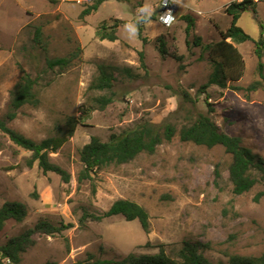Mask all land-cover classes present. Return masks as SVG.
<instances>
[{"label":"rangeland","instance_id":"374dc122","mask_svg":"<svg viewBox=\"0 0 264 264\" xmlns=\"http://www.w3.org/2000/svg\"><path fill=\"white\" fill-rule=\"evenodd\" d=\"M94 1L0 0V120H6L11 92L27 72L38 81L40 105L21 109L9 127L41 142L65 129L68 116L82 121L74 137L50 155L53 164L71 175L69 183L58 174L44 173L38 163L30 167L32 153L0 131V208L6 202H21L28 208L24 222H7L0 244L48 220L73 227L56 236L35 235L36 243L23 255V264H76L88 254L117 260L131 253L156 254L161 247L178 258L186 243L197 245L214 263H228L232 255L260 256L264 253V182L236 195L229 174L232 157L223 147L185 143L177 135L153 155L108 167L83 183L79 175L81 150L93 137L106 142L112 134L148 121L173 124L179 132L199 113L207 114L208 103L223 132L240 137L243 146L264 158V79L255 56V42L264 32V0H255L257 13L248 10L239 22L252 38L237 45L246 66L243 78L226 89L213 85L205 93H200L201 88L213 69L204 47L221 40L220 32L232 21L227 7L243 0H178L180 11L170 28L159 23L162 0H107L81 20V12ZM145 4L155 9L151 22L139 25L137 34L129 37L123 25L134 20ZM185 15L196 22L189 38ZM115 20L124 22L119 40H100L101 25ZM37 28L42 30L38 41ZM78 47L80 55L65 73L49 69L48 59L68 56ZM100 65L118 68L114 102L105 110L94 99L107 92L90 90ZM255 82H261V87L248 91ZM35 109H43L46 122L34 118ZM25 123L30 125L28 130ZM118 200L133 201L148 211L149 233L139 221L122 216L81 223L86 212L103 215Z\"/></svg>","mask_w":264,"mask_h":264},{"label":"trees","instance_id":"16d2710c","mask_svg":"<svg viewBox=\"0 0 264 264\" xmlns=\"http://www.w3.org/2000/svg\"><path fill=\"white\" fill-rule=\"evenodd\" d=\"M107 0H95L88 5L80 14V19L97 12ZM257 2L255 0H243L231 3L226 13L232 18L231 26L226 31H221V40L213 46H205L204 51L209 52L213 72L208 82L202 86L200 93H205L207 88L215 85L220 88H228L229 83L239 82L246 70L242 53L238 44L251 41L252 38L239 26L242 14L248 10L257 13ZM186 22V35L189 38L195 28V18L191 15L183 16ZM124 24L121 20H115L112 25L103 23L98 30V38L102 41L116 42L119 40L118 30ZM264 30V22L261 24ZM42 35L41 28H37V41ZM139 36L142 38V28H139ZM145 41V39H144ZM189 43V42H188ZM196 44L201 45L197 39ZM255 56L258 59V73L264 79V32L261 39L255 42ZM161 53L165 56V42L161 41ZM81 48L70 53L68 56L48 59L49 69H59L65 73L78 59ZM142 62L144 54L141 53ZM118 68L100 65L99 74L90 86L91 91L107 92L94 99V103L100 110H105L114 102L113 86L116 81ZM128 72V71H127ZM38 81L27 72H23L20 81L11 92L10 109L6 120H0V131L7 135L10 140L23 150L32 153L28 165L33 167L38 163L44 173L53 172L58 174L66 183L71 181V175L53 164L50 160L52 153H57L71 138L74 137L82 121L75 116H68L65 121V129L59 131L55 136L49 137L41 142H36L8 126L15 120L21 109L26 106L38 107L40 97L37 91ZM261 82H255L247 88L248 91H257ZM234 90H243L242 87H232ZM188 97V95H187ZM189 98V97H188ZM207 114L199 113L196 120L188 126H184L179 132L173 124L159 126L152 122H144L136 127L126 130L121 134H112L106 142L98 137L91 141L81 150L80 158L83 170L79 175V182L91 180L94 175L111 166H121L136 160L142 154L153 155L159 146L165 142H171L177 135L182 142L193 143L208 148L223 147L227 154L231 155L232 163L229 167L230 181L236 195H243L253 190L258 184L264 182V158L253 153V151L242 144V139L230 136L222 131L212 118L214 112L211 105ZM220 177V172L216 171ZM263 193L259 195L262 196ZM28 216V208L21 202H6L0 208V232L4 230L8 221L13 220L22 223ZM122 216L127 221H139L143 230L149 233L150 215L148 211L139 204L129 200H118L103 215H93L86 212L81 223L87 220L102 221L106 218ZM72 224H53L48 220H40L33 227L24 230L19 235L11 238L5 244H0V264H23V255L35 245L34 236L37 234L56 236L65 230L71 229ZM76 264H264V253L260 256L232 255L228 263H214L207 258L197 245L186 243L178 258L170 256L163 247L156 254L131 253L117 260L96 259L95 255L88 254L87 258Z\"/></svg>","mask_w":264,"mask_h":264},{"label":"clouds","instance_id":"9594fccd","mask_svg":"<svg viewBox=\"0 0 264 264\" xmlns=\"http://www.w3.org/2000/svg\"><path fill=\"white\" fill-rule=\"evenodd\" d=\"M164 2H165V0H164ZM154 11H155V9H153L148 4H145L141 7H139L137 9L135 19L132 21H129L128 23L123 25L128 36L134 37L137 34L139 25L150 23L151 17L153 15ZM160 18H161V22L167 24L173 19V16H172L171 12H168L167 14L160 15ZM33 116L37 120H40L42 122H46L47 114L43 111V109H35L33 111ZM23 127H24V130H28L30 125L25 123L23 125Z\"/></svg>","mask_w":264,"mask_h":264},{"label":"built area","instance_id":"2783aa9c","mask_svg":"<svg viewBox=\"0 0 264 264\" xmlns=\"http://www.w3.org/2000/svg\"><path fill=\"white\" fill-rule=\"evenodd\" d=\"M179 11H180V2L178 0H165V2L164 0H162L160 15H164L167 14L168 12H171L173 19L169 23L165 24L161 22V18L159 16V23L166 28L172 27L177 20L176 15L179 13Z\"/></svg>","mask_w":264,"mask_h":264}]
</instances>
